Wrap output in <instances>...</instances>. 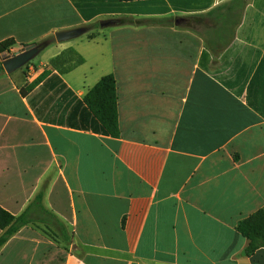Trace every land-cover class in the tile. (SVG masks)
Masks as SVG:
<instances>
[{"label": "crops", "instance_id": "0c3cea01", "mask_svg": "<svg viewBox=\"0 0 264 264\" xmlns=\"http://www.w3.org/2000/svg\"><path fill=\"white\" fill-rule=\"evenodd\" d=\"M230 1L0 0V42L53 40L0 54V264H264L236 229L264 208V0L196 16ZM68 47L84 62L22 95ZM109 73L116 138L83 101Z\"/></svg>", "mask_w": 264, "mask_h": 264}, {"label": "trees", "instance_id": "16d2710c", "mask_svg": "<svg viewBox=\"0 0 264 264\" xmlns=\"http://www.w3.org/2000/svg\"><path fill=\"white\" fill-rule=\"evenodd\" d=\"M133 1V0H120ZM246 4V0H231L212 8L204 14L196 16L211 15L213 11L227 10L233 11L235 15V26L241 19V12ZM225 20V19H224ZM89 28V27H88ZM53 40L45 39L40 42L41 50L51 43ZM14 41L7 39L0 42V54L9 51L14 45ZM23 47L27 45H22ZM213 63H216V52L212 51ZM84 62L81 54L74 48L68 47L60 53L49 59V67L39 74L32 82L24 85L20 92L22 95L27 94L40 81H42L52 70L60 74H65ZM83 101L88 107L92 115L100 122L103 128L111 137L119 136L118 112H117V95L116 81L113 74L103 75L83 96ZM20 220L9 214L0 207V229H4L0 236V244H2L9 235H11L19 226ZM237 231L248 240L246 252L253 253L256 249L264 248V208L258 209L249 216L239 220L236 224Z\"/></svg>", "mask_w": 264, "mask_h": 264}, {"label": "water", "instance_id": "95a60500", "mask_svg": "<svg viewBox=\"0 0 264 264\" xmlns=\"http://www.w3.org/2000/svg\"><path fill=\"white\" fill-rule=\"evenodd\" d=\"M182 19H176V22L181 21ZM84 27H78L75 29H70L66 31H59L55 33L56 41H65L71 38L77 37L85 32ZM40 43H31L22 49H19L14 52L12 55H5L2 58V67L7 72L10 73L18 68L25 66L30 62L41 50L39 47Z\"/></svg>", "mask_w": 264, "mask_h": 264}, {"label": "built area", "instance_id": "2783aa9c", "mask_svg": "<svg viewBox=\"0 0 264 264\" xmlns=\"http://www.w3.org/2000/svg\"><path fill=\"white\" fill-rule=\"evenodd\" d=\"M11 48H12V47H11ZM11 48H9V51H8V52H5V55H12V54H14L15 51H17V50H19V49H22L23 46H21V47L18 48V49H11Z\"/></svg>", "mask_w": 264, "mask_h": 264}, {"label": "rangeland", "instance_id": "374dc122", "mask_svg": "<svg viewBox=\"0 0 264 264\" xmlns=\"http://www.w3.org/2000/svg\"><path fill=\"white\" fill-rule=\"evenodd\" d=\"M79 36H81V37H85L84 34H81V35H79ZM79 36H78V37H79ZM38 59H39V56L36 55V56H35L30 62H31V63H36V62L38 61Z\"/></svg>", "mask_w": 264, "mask_h": 264}]
</instances>
